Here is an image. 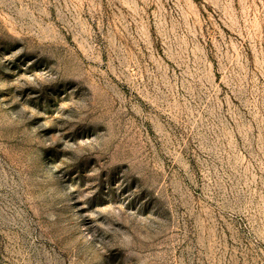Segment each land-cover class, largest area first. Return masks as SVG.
<instances>
[{"label":"rangeland","instance_id":"374dc122","mask_svg":"<svg viewBox=\"0 0 264 264\" xmlns=\"http://www.w3.org/2000/svg\"><path fill=\"white\" fill-rule=\"evenodd\" d=\"M0 264H264V0H0Z\"/></svg>","mask_w":264,"mask_h":264}]
</instances>
